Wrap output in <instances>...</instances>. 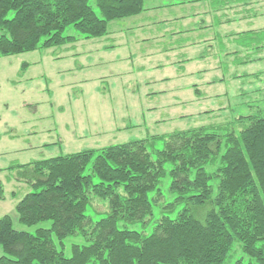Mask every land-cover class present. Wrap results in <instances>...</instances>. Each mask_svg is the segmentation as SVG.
I'll list each match as a JSON object with an SVG mask.
<instances>
[{
	"label": "trees",
	"instance_id": "16d2710c",
	"mask_svg": "<svg viewBox=\"0 0 264 264\" xmlns=\"http://www.w3.org/2000/svg\"><path fill=\"white\" fill-rule=\"evenodd\" d=\"M143 4L94 0L96 11L90 0H0V55L102 37L110 22L136 16ZM68 27L77 35L64 34ZM263 92L245 93L248 112L225 124L10 166L16 171L11 178L29 187L14 205L17 222L50 225L29 232L2 215L0 264H224L235 242L248 262L233 264H264ZM166 176L174 197L162 203L152 231L129 229L127 224L151 218ZM5 198L0 183V200ZM93 199L107 204L98 220L86 214ZM69 236L83 243L71 244L65 255Z\"/></svg>",
	"mask_w": 264,
	"mask_h": 264
},
{
	"label": "rangeland",
	"instance_id": "374dc122",
	"mask_svg": "<svg viewBox=\"0 0 264 264\" xmlns=\"http://www.w3.org/2000/svg\"><path fill=\"white\" fill-rule=\"evenodd\" d=\"M192 1L196 3L191 4ZM259 3L264 15V0ZM90 4L94 6V0H90ZM143 6L146 10L152 8L153 11L148 10L146 14L156 21L179 13L195 16L197 11L203 18L202 12L216 7V3L211 4L209 0H144ZM132 20L139 22L140 19L135 16ZM134 21L129 17L110 22L108 33L99 38L78 37L75 42L48 49L0 55V151H7L0 157V183L6 196L0 200V217L10 215L16 229L33 232L37 227H49L50 221L31 227L17 222L14 205L29 187L24 183L18 186L14 185L18 184L16 182H8L9 177L16 176L15 169L10 166L203 124H225L229 119L248 112L245 103L249 98L238 95L240 91L264 87V74L260 78L251 76V73L264 70V63L254 61L244 66L235 65L230 75L241 74L238 78H229L225 66L220 71H211V79L223 74V81L200 87V97L192 90L189 93L186 84L191 80L187 76L179 78L178 64H173L171 69L153 68L151 64L140 66L148 47L143 45L141 35L135 36L129 31L127 26ZM176 25V29H181L185 23L178 21ZM201 27L205 30L204 26ZM209 27V32L217 30L215 24ZM64 34L77 35V32L68 27ZM117 37H124L123 41L115 43L111 40ZM150 41L149 46H154V41ZM130 54H133L131 61L125 60ZM261 54L264 55V50ZM158 58L161 57L152 53L148 60ZM23 62L30 64L26 71L20 70ZM164 75L174 76L170 83L158 80ZM144 77L151 81L144 84L141 81ZM180 89H185L183 100L186 102L177 98L172 100L171 91ZM212 105L217 108L229 105L230 114L227 111L217 116L220 112ZM208 109L216 110L202 113ZM8 136L15 138L5 142L3 139ZM156 146L161 148V141L156 142ZM19 147L21 151H16ZM169 181L166 176L159 184L162 196L154 203L151 218L145 223L127 224L129 229L145 234L152 231L162 203L174 197L168 191ZM11 190L16 191V196H10ZM106 208V202L93 199L86 214L98 220ZM178 208L168 215L174 217ZM63 243L64 254L69 255L70 245L81 244L83 240L79 236H69ZM236 259L248 262L237 242L224 264H233Z\"/></svg>",
	"mask_w": 264,
	"mask_h": 264
},
{
	"label": "crops",
	"instance_id": "0c3cea01",
	"mask_svg": "<svg viewBox=\"0 0 264 264\" xmlns=\"http://www.w3.org/2000/svg\"><path fill=\"white\" fill-rule=\"evenodd\" d=\"M209 2L211 4L215 2L216 7L203 11V18L201 17L202 15L200 17L198 16L197 11L195 16L179 13L166 15L154 21L146 14L149 12L148 10L153 11L152 8L147 10L144 8L141 13L136 15V17L140 19L139 22L132 20L135 17L133 16L130 17V21L134 22H131V24L127 26L129 31L134 33L135 36L141 35L143 45L148 47V51L144 54V58L140 60V66L151 64L153 68L161 66L171 69L173 64H178V70L180 71L179 78L187 76L191 80L186 84L189 88L186 90H188L189 93H191L190 90H192V92L199 95V97L202 87H210L214 85L215 82L223 81L225 77L222 74L220 78L218 76L215 80L211 79L209 75L211 71H220L222 67L225 66V71L228 72L227 76L229 78L230 76L238 78L241 74L230 75V72L235 70V65L244 66L254 61H262L264 63V55L261 54L264 50V15L263 10H260L261 5L259 0H209ZM190 3L194 4L196 2L193 3L192 1ZM183 5L187 4H182V6ZM178 21L185 23L184 26L182 25L183 28L176 29V23ZM214 24L217 30L209 32V26ZM237 24L239 25L237 26ZM158 25H160L161 28H158ZM199 25L204 26L206 31ZM165 37H167L168 40H165ZM123 38L124 37H117L111 40L117 43L123 41ZM149 41L151 43L154 41V46H149ZM152 53L161 58L154 61L148 60ZM132 56L133 54H130L129 57L125 56V60L129 59L131 61ZM27 64L28 66L23 69H21L20 65V70L26 71L30 66L29 63ZM263 74L264 70H260L251 73V76L260 78ZM172 76L174 75H164L158 80L170 83ZM141 81L145 84L146 82L149 83L151 80L149 77H144V80L142 79ZM257 89H262L264 91V87H258ZM257 89H252V87H250V89L240 91L238 95L245 96V93ZM171 94L174 98L172 100L177 98L179 101L181 100V102H186V100H183L185 99V89H180L178 91L172 90ZM207 97L204 95V98L208 100ZM213 106L217 110L229 108V105L227 107L221 105L218 108L215 105H212V107ZM216 109L204 110L202 113L208 111L214 112ZM13 138H15V136H8L3 140L9 142ZM15 150L21 151V147ZM6 152L7 151H0V157L6 154ZM0 170H2L1 167ZM11 181L18 183H14V185H24L21 181L9 177L8 182Z\"/></svg>",
	"mask_w": 264,
	"mask_h": 264
}]
</instances>
